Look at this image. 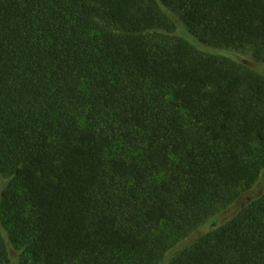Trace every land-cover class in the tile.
Instances as JSON below:
<instances>
[{
	"label": "trees",
	"instance_id": "16d2710c",
	"mask_svg": "<svg viewBox=\"0 0 264 264\" xmlns=\"http://www.w3.org/2000/svg\"><path fill=\"white\" fill-rule=\"evenodd\" d=\"M263 171L264 0H0V264H264Z\"/></svg>",
	"mask_w": 264,
	"mask_h": 264
},
{
	"label": "rangeland",
	"instance_id": "374dc122",
	"mask_svg": "<svg viewBox=\"0 0 264 264\" xmlns=\"http://www.w3.org/2000/svg\"><path fill=\"white\" fill-rule=\"evenodd\" d=\"M184 33V32H183ZM239 55V53H237ZM239 57L242 59V61H246L248 63H253V58L250 55H239ZM264 192V171H263V175L261 180L258 181V183L254 186L253 189L242 192L240 195V200L239 202L236 204V206H240L241 203H245L248 200H252L253 198H256L257 196L261 195ZM235 207H228L225 208L224 210H222L218 216L219 220L221 221H226L235 211L236 209ZM163 234L165 235H169V237L167 239H170V241L172 242L173 245H177V247L179 248H183L186 247L190 244H192L194 242V240L196 239V235H192L190 237H185L184 236H178V235H173L171 234V232L169 231V229H165V231L163 232ZM176 247V248H177Z\"/></svg>",
	"mask_w": 264,
	"mask_h": 264
}]
</instances>
